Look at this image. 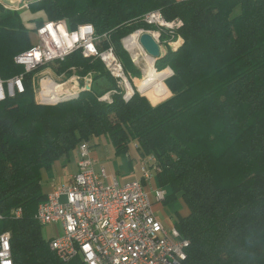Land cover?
Masks as SVG:
<instances>
[{
	"label": "trees",
	"instance_id": "16d2710c",
	"mask_svg": "<svg viewBox=\"0 0 264 264\" xmlns=\"http://www.w3.org/2000/svg\"><path fill=\"white\" fill-rule=\"evenodd\" d=\"M30 5L45 17L36 20L35 30L45 21L65 20L70 29L91 23L100 48L111 43L125 62L122 39L141 28L157 29L143 20L149 12L160 11L167 21L181 19L174 39L181 37L182 43L156 61L159 70L173 71L144 92L159 101L172 93L157 105L136 88L126 101L101 59L81 50L51 63L60 65L58 72L75 69L81 87L90 73V90L57 104L38 103L28 72L25 92L0 103V233H11L14 264H83L56 256L35 214L47 198L43 172L57 162L66 166L80 143L93 147L98 138L111 143L116 156L126 155L136 142L142 159L155 158L156 184L170 190L165 201L183 199L187 214L178 215L174 225L190 241L184 264H264V0ZM30 32L19 12L0 4L3 78L25 72L14 58L33 45ZM163 33L162 40L170 38ZM114 90L111 103L100 99Z\"/></svg>",
	"mask_w": 264,
	"mask_h": 264
},
{
	"label": "built area",
	"instance_id": "2783aa9c",
	"mask_svg": "<svg viewBox=\"0 0 264 264\" xmlns=\"http://www.w3.org/2000/svg\"><path fill=\"white\" fill-rule=\"evenodd\" d=\"M31 3L0 0V4L12 10L29 8ZM143 20L160 22L166 27L170 38L162 40L159 35L151 34L162 52H167L164 47L173 48L176 42H182L180 37L174 39L175 31L183 25L181 19L167 21L160 11H153L144 15ZM136 32H140V39L147 31L138 29ZM35 36L33 45L14 58L25 72L64 60L81 50L85 57L100 58L103 63L111 64L125 100L133 96L135 89L128 92V75L113 46L109 43L107 48H100L101 37L93 24H79L70 29L65 20L45 21L36 28ZM129 36L123 39L127 51H131L126 46ZM24 92V73L10 78H3L0 73V103ZM115 92L110 91L100 99L113 101ZM77 157L78 170L71 181L47 194L35 214L41 226L59 227V233L48 239L56 256L64 262L79 258L83 264H184L190 241L181 236L175 225H166L155 210V205L166 198L164 189L153 186L159 170L155 158L149 156L144 161L142 178L123 182L119 176L111 175L105 165L97 166L90 142L80 143ZM14 214L18 218L22 211ZM0 264H14L9 231L0 233Z\"/></svg>",
	"mask_w": 264,
	"mask_h": 264
},
{
	"label": "rangeland",
	"instance_id": "374dc122",
	"mask_svg": "<svg viewBox=\"0 0 264 264\" xmlns=\"http://www.w3.org/2000/svg\"><path fill=\"white\" fill-rule=\"evenodd\" d=\"M30 6H29V8H24V9L16 10V11L20 13V16L22 17L23 21L27 24L28 28L31 30V32H30L31 33L30 34L31 43H34L35 40H36L35 31H34L35 27H36V20L39 19V18H45V17L43 16V14L41 12L33 13L30 10ZM156 27H157L158 30L157 29H155V30H153V29H145V31L146 30L147 31H153V32L155 31L157 33V35H159L158 33H162V30L160 29V27H158V26H156ZM141 30H143V28H141ZM134 33H132V34H134ZM163 34H166V33H163ZM123 39H122V46H124V40ZM164 39H166V38H164ZM178 45H179V43L176 42V47ZM176 47H173V50H175ZM165 50H167V47H164V51ZM126 52H127L128 56H129V60L127 58L128 62L127 61L126 62L123 61V59L121 60V58L118 55L117 56L121 60V62L123 63V67H124V69H125V71H126V73L128 75V80H129L130 84L132 85L133 89L136 88V90H138L140 84L142 83V81L145 80V77H146V73L145 72H146V69H147V67H146L147 64H146V62L144 60H142V59H144V52H143L142 47L141 48L140 47H136V49L131 50V51H127L126 50ZM136 56H138V57H136ZM138 60H140V61H138ZM59 66L60 65H58L57 63L56 64L55 63H49V64H46L45 66H42V67L30 72V73H32L31 74V84H32L33 90L35 92V99H36V101L38 103L45 102L43 100H40V97H44L46 99L53 100V102L56 99L55 97H53L54 95H49V96H44L43 95V96H40V92L43 90V81L44 80H48L49 79V80H52V81L58 83L59 87L57 88V91L65 92V94L66 93L68 94V91L65 90V88L69 89V91H71V94L73 92H78L81 88H83V87H81V85L79 83L81 78L78 76V74L75 71V69L72 68V72L71 73H67L66 71H62V72L59 71L58 72V70H60ZM154 67H155L156 71H158V72H163V71L168 70V67L165 68L164 70H159L156 67V62L154 64ZM26 73H28V72H24V78L26 77L25 76ZM91 77L92 76H91L90 73H89V75H86V76L83 77V80L85 81L86 85H87V83H86L87 79H91ZM164 82H165V80H164ZM171 95H172V93H170L167 97L162 99V101L168 99L169 97H171ZM145 96L152 103H154L150 99L149 96H147V95H145ZM56 97H58V96H56ZM159 102H161V101H159ZM92 145L94 146V150H96L95 154L97 155V159L99 161H107L111 165H114V162H122L123 161L125 165H127V166L129 165L128 158L125 157V156H122V157L121 156H116L117 157L116 161H114L115 158L113 157L112 148L110 147V145L104 144L101 140L94 142ZM78 148H79V146L77 147V149ZM129 151H136L134 143L130 144ZM71 164H72L71 168L73 170H75L77 168V156H76L75 153L71 154ZM54 170H55V168H54ZM132 171L133 170H120V173L126 172L125 174L120 176L121 180H125L126 177H124V176L125 175H131L130 173H132ZM159 171L160 170L156 171V173L159 172ZM152 173H155V170ZM48 174H49L48 176H50L49 179L48 180L44 179L42 181L43 189H45L47 187H50V185H52V184H58L59 181H60V179H59L60 177H59V175L56 172L52 171V172H48ZM62 179H63L62 181H64V178H62ZM154 184H155V181L153 183V186H154ZM165 190L167 192V196H169L170 195V190L168 188L165 189ZM155 210H156V213H157L158 217L166 225H174V223L177 221L178 215H183V213H184L183 211L184 210L188 211V209L186 207V204H185V202L183 201V199L181 197L179 199H176V200L175 199H171L169 201H165V199H164L162 202L157 204ZM42 233H43V236L46 239H49L52 236L57 235L59 233V230H58L57 227H55V225H46V226H42Z\"/></svg>",
	"mask_w": 264,
	"mask_h": 264
},
{
	"label": "crops",
	"instance_id": "0c3cea01",
	"mask_svg": "<svg viewBox=\"0 0 264 264\" xmlns=\"http://www.w3.org/2000/svg\"><path fill=\"white\" fill-rule=\"evenodd\" d=\"M178 1H181V0H178ZM181 43L182 42H179V45H181ZM169 69H171V68H169ZM152 100H153V102H157V101H159V98L157 97V98L152 99ZM158 103H160V102H158ZM158 103H152V104L153 105H157ZM99 140H101L106 145H110V147L112 148V151H113V157L115 158L114 161H116V158L117 157L115 155L114 148H113L112 144L109 143L105 138H98L94 142L99 141ZM132 143L135 144L136 151H129L126 155H123V156H125V157L128 158V162H129V165L128 166L125 165L123 161L122 162H114V165H111L107 161H99L97 159V155L95 154L96 150H94V146L92 147V157L95 160L97 166L100 165V164L105 165L106 168H107V170H108V172L111 175H113V176H119L120 177L121 175H123V174L126 173V172L120 173V170H133L132 173H130L131 175H125L124 176L126 178H125V180H122L123 182H125V181H131V180H135V179H140V178H142V171L141 170H142V167L144 166V161L147 158L146 159L145 158L142 159L140 157V155L138 154V152H137V144H136V142H132ZM73 153H75L76 156H77V149ZM71 167H72L71 161L66 166H63L60 162H57L54 165L53 169L51 171H49V172H52V171L53 172H56L59 175V177H60L59 178L60 181H59L58 184H52V185H50V187H47V188L43 189V191H44V193L46 195L49 194L56 186H58L60 184H68L71 181V179L73 178L74 174L78 170V168H76L75 170H73ZM54 168H55V170H54ZM48 175H49L48 172L44 171L43 172V180L44 179H47L48 180L49 177H50ZM62 178H64V181H62L63 180ZM120 179H121V177H120ZM154 186L157 187L156 181H155ZM156 206H157V204L155 205V208H156ZM183 212H184L183 215L187 214V210H184ZM55 227H57L58 230H60L58 226H55ZM54 236H56V235H54Z\"/></svg>",
	"mask_w": 264,
	"mask_h": 264
},
{
	"label": "bare ground",
	"instance_id": "6f19581e",
	"mask_svg": "<svg viewBox=\"0 0 264 264\" xmlns=\"http://www.w3.org/2000/svg\"><path fill=\"white\" fill-rule=\"evenodd\" d=\"M147 22L149 24H154V25L160 27L162 32L167 33L166 27H163V25H161L160 22H155V21H147ZM147 32L150 33V34H153L154 36L157 35V33L155 31L154 32L153 31H147ZM139 34H140V32H136V33L132 34L131 36H129V38L126 39V45H127V47L130 50H134V49H136V47H140L141 48V46L139 44V41H138L139 40L138 39ZM158 34H159V36H161V33H158ZM178 46L176 47V49L178 48ZM114 52H115V50H114ZM165 54H166V52H162V55H165ZM115 55H116V57H118L116 52H115ZM136 57H138V56H136ZM142 60H144L146 62V64H147V66H146L147 69H146V72H145L146 73L145 80L142 81V83L139 86V89L144 93L147 90H149V89L153 88L154 86L158 85L159 83L164 82L165 77L170 73V69H168L166 71H163V72L156 71V69L154 67V64H155V62L158 59L155 60L147 52H144V59H142ZM119 61H120V64L123 65L120 59H119ZM138 61H140V60H138ZM104 64H105V67L107 68V70L110 72V74L116 79V72L112 70L111 64H109V63H104ZM58 87H59L58 83H56V82H54L52 80H49V79L48 80H44L43 81V90L40 92V96H43V95L44 96L54 95L53 97L56 98L54 101H57V100L60 99V97L63 94H65V92L57 91ZM127 89H128L129 93H131L132 89H133L128 82H127ZM65 90L68 91V94H71V91H69V89L65 88ZM73 93H75V92H73ZM68 94L66 93V95H68ZM56 96H58V97H56ZM123 98L125 99V93H123ZM111 102L112 101H110V103Z\"/></svg>",
	"mask_w": 264,
	"mask_h": 264
},
{
	"label": "water",
	"instance_id": "95a60500",
	"mask_svg": "<svg viewBox=\"0 0 264 264\" xmlns=\"http://www.w3.org/2000/svg\"><path fill=\"white\" fill-rule=\"evenodd\" d=\"M28 3H33L37 0H26ZM140 45L141 47L144 49L145 52H147L149 55H151L155 60L162 58V50L161 47L159 45V43L157 42V40L148 32H145L143 34H141L140 36ZM171 75H173V71L171 69V72L165 77L164 80H166L167 78H169ZM91 83L92 80L88 79L87 80V85L84 88H81L78 92L72 93V94H63L59 100L54 101V102H42V104H57L61 101H65L74 97H77L79 95V93L82 90H90L91 87ZM138 91L145 95L140 89H138ZM135 91L133 90V95H134Z\"/></svg>",
	"mask_w": 264,
	"mask_h": 264
}]
</instances>
